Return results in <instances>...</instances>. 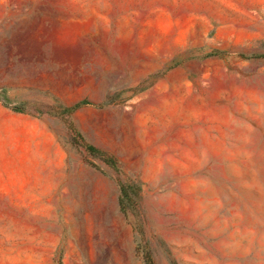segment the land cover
<instances>
[{"label": "rangeland", "instance_id": "obj_1", "mask_svg": "<svg viewBox=\"0 0 264 264\" xmlns=\"http://www.w3.org/2000/svg\"><path fill=\"white\" fill-rule=\"evenodd\" d=\"M146 251L264 264V0H0V264Z\"/></svg>", "mask_w": 264, "mask_h": 264}, {"label": "trees", "instance_id": "obj_2", "mask_svg": "<svg viewBox=\"0 0 264 264\" xmlns=\"http://www.w3.org/2000/svg\"><path fill=\"white\" fill-rule=\"evenodd\" d=\"M86 105H93V104L91 102H89L88 100L83 99L81 101L74 103L72 106L63 108L62 113L69 115L70 113H72L76 109H78L82 106H86ZM19 109H21L19 106L13 107V110H15V111H21ZM73 131H74V129H73ZM75 136L79 137V134L76 133ZM83 146L85 147V150L89 154L102 158L107 164L113 166L114 168H116L118 166V162H117L116 158L109 155V154H106L103 150L98 149L95 146L88 144V143H85V142H84ZM138 195H139V189L138 188H132L130 186H124L121 184L119 186V196H118L119 209L122 212H126V209L130 208V206L132 205L131 203L133 201V197H138ZM144 263L145 264H155V262H154L149 251H146L144 253Z\"/></svg>", "mask_w": 264, "mask_h": 264}, {"label": "bare ground", "instance_id": "obj_3", "mask_svg": "<svg viewBox=\"0 0 264 264\" xmlns=\"http://www.w3.org/2000/svg\"><path fill=\"white\" fill-rule=\"evenodd\" d=\"M70 33V32H69ZM74 33V32H73ZM66 35V34H65ZM73 35V34H72ZM62 36V35H61ZM68 36V35H67ZM72 38V37H71ZM66 43V42H65ZM64 45V44H63ZM71 48V47H70ZM77 49V48H76ZM76 51V50H75ZM204 197V196H203ZM203 197H202V199H203ZM206 198V197H205ZM199 201V200H198ZM194 202H196V201H194ZM195 204V203H194ZM203 204V203H202ZM206 204V203H205ZM203 206V205H202ZM205 206V205H204ZM195 208V207H194ZM198 208V207H197ZM203 208V207H202ZM199 209V208H198ZM194 210H197V209H194ZM199 213V212H198ZM194 214H195V212H194ZM198 216V215H197Z\"/></svg>", "mask_w": 264, "mask_h": 264}]
</instances>
